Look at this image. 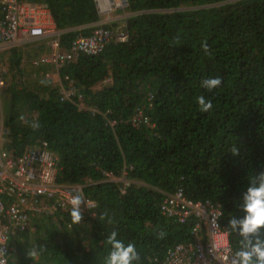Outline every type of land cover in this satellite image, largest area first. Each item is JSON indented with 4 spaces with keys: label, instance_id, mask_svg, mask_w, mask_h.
Wrapping results in <instances>:
<instances>
[{
    "label": "trees",
    "instance_id": "16d2710c",
    "mask_svg": "<svg viewBox=\"0 0 264 264\" xmlns=\"http://www.w3.org/2000/svg\"><path fill=\"white\" fill-rule=\"evenodd\" d=\"M30 1L45 2L60 30L85 25L63 31L64 46L101 20L94 0ZM126 12L134 13L127 41L60 66V82L72 81L69 97L39 78L6 93V153L50 151L56 181L80 186L95 204V215L81 211L76 225L70 207L57 206L40 241L53 264H103L113 230L136 245L137 264H149L148 256L192 240V221L162 214L164 199L181 191L219 201L227 229L243 215L250 176L264 171V0H128ZM216 76L218 88L201 86ZM200 95L211 100L209 112L199 111ZM228 233L235 253L241 238ZM25 247L17 249L24 257L37 245Z\"/></svg>",
    "mask_w": 264,
    "mask_h": 264
},
{
    "label": "built area",
    "instance_id": "2783aa9c",
    "mask_svg": "<svg viewBox=\"0 0 264 264\" xmlns=\"http://www.w3.org/2000/svg\"><path fill=\"white\" fill-rule=\"evenodd\" d=\"M94 2L99 14L125 10L128 7V0ZM57 34L56 21L45 2L0 0V41L17 43L23 39ZM128 38L129 30L126 23L116 29L97 27L89 35L76 36L69 51L56 52L50 57L43 56L41 61L64 62L79 52L99 54L111 40L125 42ZM1 84L0 79V87ZM1 112L0 104V193L2 187L7 188L10 201H13L5 202L0 195V264H6L8 232L12 228L24 230L28 227L29 213H38L42 210V197L55 199L58 204L71 208L68 197L81 195L84 201L80 210L91 209L94 203L83 196L80 186L59 184L56 181L57 161L56 156L50 151L29 148L22 157L12 159L4 148L7 129ZM171 197L173 198L164 199L162 213L179 222L193 218L191 232L195 240L169 249L165 258L161 261L155 260L154 264H231L233 253L229 247L227 231L219 225L221 204L210 200L194 201L184 196L181 191ZM201 224L207 229L206 242L203 241L200 232Z\"/></svg>",
    "mask_w": 264,
    "mask_h": 264
},
{
    "label": "clouds",
    "instance_id": "9594fccd",
    "mask_svg": "<svg viewBox=\"0 0 264 264\" xmlns=\"http://www.w3.org/2000/svg\"><path fill=\"white\" fill-rule=\"evenodd\" d=\"M200 46L206 54L209 53V45L206 42H202ZM220 85L221 78L219 76L208 77L201 81V86L208 91H212L213 89L218 88ZM196 103L199 111L201 112H209L213 108L211 100L207 99L204 95L197 96ZM21 119H23V117H21ZM30 126L33 129H38L40 127L38 122H33ZM231 151L233 154H237V149L235 147H233ZM206 200L221 204V202L210 198H207ZM82 201H84V199L81 195L68 197V203L71 205V208L69 209V215L74 225L78 224L82 219V212L80 210ZM197 201L204 200L198 199ZM239 207L243 212V215L241 217L230 218L227 228L231 232L236 233L241 238L239 241L240 248L235 253L233 252L230 245L228 230L224 227V225L221 224V216L219 218V225L221 228L227 231L229 247L233 253L231 264H264V171L250 176L249 184L246 190L241 194ZM93 208H95V204ZM91 209L88 210L91 211ZM53 215L54 213H51L48 216ZM91 215H95L94 209L91 211ZM189 220L192 221L189 227V234L192 236V240L189 242H179L173 244L165 250L162 256H148L149 264H154L155 260H163L167 254V251L176 245L192 243L195 240V236L191 232V228L194 224L193 218H188L184 222L176 221L180 224H185ZM214 226L219 227L217 224H214ZM37 229H39V231H37ZM45 229L37 226H31L30 219L28 222V227L24 230H16L13 228L10 229L8 232V251L6 254V264H19L17 258H14V255L11 254V247L9 246L11 242L10 237L20 239L22 246H26V244L23 243V240L26 241L32 237L28 236L22 240L21 236L23 233L34 236V242H36V239L40 240L41 237H44L43 231ZM200 232L203 235V241L206 242L208 240V233L204 224H201ZM17 235H19V238ZM106 242L109 245V249L107 254L104 256L103 264H137L139 261L140 256L136 245L132 242L125 243L123 240L118 239L117 232L115 230L108 234ZM33 244L34 243L29 242L27 243L26 247ZM38 255L39 251L34 247L31 251H28V254L25 256L27 259L24 257V262L22 261L21 264H35L32 258L37 257Z\"/></svg>",
    "mask_w": 264,
    "mask_h": 264
},
{
    "label": "crops",
    "instance_id": "0c3cea01",
    "mask_svg": "<svg viewBox=\"0 0 264 264\" xmlns=\"http://www.w3.org/2000/svg\"><path fill=\"white\" fill-rule=\"evenodd\" d=\"M133 14L134 13H131L129 15H133ZM121 18H123L122 15L101 18L99 22L89 24L94 26L91 33L97 27H106L113 29L118 24L119 19ZM126 19L127 17L123 21L124 23L127 24ZM82 27H85V25L75 28H68L66 30H60L57 27L58 29L57 35L45 36L36 39H26V40L23 39L17 43H8V42L0 41V79L2 80V84L0 87V104L2 108L4 102H6V93H8L9 91L21 90V88H24L25 84L33 83L38 78L42 80L51 79L55 81L60 86V91L64 94V96L65 97L70 96V94L73 91L72 81L69 80V84L63 85L66 83L62 82L63 83L62 84L59 78V68L66 60L64 62L63 61L57 62L54 60H51L49 62H43L41 61V58L43 56L50 57L53 53L56 52L69 51L71 43L70 45L68 44V46H64L62 40L60 39V35L62 34L63 31H67L71 29H79ZM42 80H40V82ZM64 86H67V88H65ZM2 89L7 90L5 93V99L1 98ZM1 114L2 116H4L3 111L1 112ZM5 139H6V135L4 136V148H5ZM0 195L3 201L9 203L13 202L10 201L11 198L7 194V188L2 187V192L0 193ZM41 201H42V210L39 213H29V219L32 226H37L42 229H45L47 228L46 217H48V215H50L51 213L55 212L57 206L59 207L62 205L58 204V202H56L55 200L46 197H42ZM84 210H88V209H84ZM1 218L3 219L4 217L1 216ZM28 236L35 238L34 236L29 234H25V235L23 234L21 238L23 240ZM10 240L11 242L9 246L11 247V254L14 255V258L17 257L16 256L17 254H19L21 259L18 257L17 259L24 262V255L21 254V252L17 251V249H19V247L22 246V243H20V239H15V237H10ZM29 242H30L29 240L26 241L23 240V243H29Z\"/></svg>",
    "mask_w": 264,
    "mask_h": 264
},
{
    "label": "rangeland",
    "instance_id": "374dc122",
    "mask_svg": "<svg viewBox=\"0 0 264 264\" xmlns=\"http://www.w3.org/2000/svg\"><path fill=\"white\" fill-rule=\"evenodd\" d=\"M101 15V18H107V17H109V16H116V15H122V17L125 19L126 17H128V16H130L129 15V13H127L126 12V9L125 10H114V11H112V12H110V13H108V14H100ZM123 18H121V19H123ZM121 19H119V22H118V24L113 28V29H116L118 26H120L121 24H123L124 23V19L123 20H121ZM38 59V58H37ZM4 79V78H3ZM6 91L7 90H4V89H2L1 90V98H3V99H5V93H6ZM3 102V101H2ZM55 216V215H54ZM53 216H48V217H46L47 218V222H46V225H47V230L48 229H50L51 227H52V221L53 220H56V217H54V218H52ZM54 224V223H53ZM31 226H32V224H31ZM25 235V234H24ZM17 237H19V235H17ZM44 237H42V239H43ZM30 242H32V243H35L34 242V238H29L28 239ZM25 241V240H24ZM41 239L39 240V239H36V245H37V247H35V248H37L38 249V251H39V255L37 256V257H34V258H32V260L34 261V263L35 264H53L52 262V260L49 258V253L47 254V255H43L44 253H43V248H42V246H41ZM26 244V246H27V243H25ZM25 248H27V247H25ZM32 250V249H31ZM31 250H25L23 253H25V254H28V251H31ZM51 251H53V249L51 248ZM18 258H20L21 259V257L19 256V254H17L16 255ZM16 257V258H17ZM18 260V259H17ZM18 262H19V264H21L22 263V261L21 260H18Z\"/></svg>",
    "mask_w": 264,
    "mask_h": 264
}]
</instances>
